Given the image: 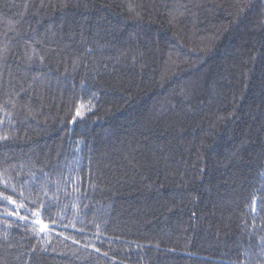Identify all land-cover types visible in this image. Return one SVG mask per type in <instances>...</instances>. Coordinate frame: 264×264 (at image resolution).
Here are the masks:
<instances>
[{"label": "trees", "instance_id": "obj_1", "mask_svg": "<svg viewBox=\"0 0 264 264\" xmlns=\"http://www.w3.org/2000/svg\"><path fill=\"white\" fill-rule=\"evenodd\" d=\"M0 137V264H264V0H0Z\"/></svg>", "mask_w": 264, "mask_h": 264}, {"label": "snow or ice", "instance_id": "obj_2", "mask_svg": "<svg viewBox=\"0 0 264 264\" xmlns=\"http://www.w3.org/2000/svg\"><path fill=\"white\" fill-rule=\"evenodd\" d=\"M79 115V113H77ZM0 139H7V137H0ZM3 194L0 193V196H2ZM21 196H23V194L21 193ZM3 199H6L10 204H15L16 202L12 199L11 196H3ZM17 209H20V208H24V204H17ZM9 214H12V213H9ZM16 214H19L18 212ZM32 215L34 217H37L35 223L37 224H41V227H40V232H44L45 229L48 227L47 225H44L42 224L41 220L39 219V217L41 216V212H38V211H34L32 212ZM21 219H24L23 216L20 217Z\"/></svg>", "mask_w": 264, "mask_h": 264}]
</instances>
